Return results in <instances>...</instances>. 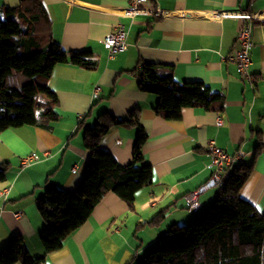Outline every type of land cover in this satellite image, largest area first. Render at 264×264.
<instances>
[{
	"label": "crops",
	"instance_id": "crops-1",
	"mask_svg": "<svg viewBox=\"0 0 264 264\" xmlns=\"http://www.w3.org/2000/svg\"><path fill=\"white\" fill-rule=\"evenodd\" d=\"M19 1L0 0V6L15 7ZM42 2L52 39L66 52L88 51L96 67L57 64L47 79L39 80L46 91L38 96L56 101L58 118L47 128L21 126L0 132V163L9 164L0 182V191L6 190L0 195V251L19 236L28 255L44 254L38 199L48 186L68 191L78 187L90 157L83 131L105 111L124 119L137 110L147 135L142 163L151 166L152 184L136 193L133 210L113 192L106 193L61 248L46 256L47 264H139L170 225L189 224L195 212L214 201L215 189L198 196V210L184 200L210 176L205 148L209 140L227 153L240 152L243 164L251 165L238 198L264 213V0H147L140 6L160 7L166 14L134 18L123 15L129 0ZM214 11L257 13L251 22L249 55L253 85L242 82L235 65L223 58L238 48L237 30L248 20L212 19L209 12ZM117 22L126 28L128 46L109 59L100 40ZM143 64L170 70L178 83L204 82L224 96L223 112L185 107L175 121L156 115L157 95L138 87ZM95 85L98 97L92 98ZM136 134L134 126L120 125L101 138L99 147L119 164L129 163ZM32 152L40 160L22 166ZM157 213L163 215L161 221L146 224Z\"/></svg>",
	"mask_w": 264,
	"mask_h": 264
},
{
	"label": "trees",
	"instance_id": "trees-1",
	"mask_svg": "<svg viewBox=\"0 0 264 264\" xmlns=\"http://www.w3.org/2000/svg\"><path fill=\"white\" fill-rule=\"evenodd\" d=\"M19 2L15 7L0 6V132L21 126L47 128L58 118L56 101L38 96L46 91L42 81L57 64L90 70L96 67L88 51L66 52L52 39L42 0ZM139 72L140 91L157 95L153 112L166 120L180 119L185 107L219 114L224 110V96L202 81L178 83L170 70L150 64H143ZM120 125L137 130L132 159L126 164H119L99 147L101 138ZM146 137L137 110L128 112L124 119L100 113L96 123L83 131L82 141L90 157L81 183L73 191L48 186L38 199L44 222L40 231L44 254L31 257L24 240L17 236L0 251V264H47L46 256L61 248L108 192L133 210L136 193L152 184L151 166L142 163ZM8 166L0 163V182L6 179ZM250 171L251 165L235 166L214 201L189 224L170 225L139 264H264V213L238 198ZM162 217L157 213L146 224L154 226Z\"/></svg>",
	"mask_w": 264,
	"mask_h": 264
},
{
	"label": "built area",
	"instance_id": "built-area-1",
	"mask_svg": "<svg viewBox=\"0 0 264 264\" xmlns=\"http://www.w3.org/2000/svg\"><path fill=\"white\" fill-rule=\"evenodd\" d=\"M147 0H129L128 6L123 9V15L134 18L138 15L143 16H164L166 12L160 7H156L154 9H146L141 7L140 5ZM253 1V0H250ZM212 19H222V18H239L248 20L245 25H243L239 30H237V45L238 48L232 54L228 56H224V60L231 62L235 65L236 70L242 80V82L247 83L249 85H253L255 81L254 75L250 72V49L252 47L251 44V34H252V20H255L257 17V13H248V12H239V13H230V12H209ZM127 33L126 28L120 22L115 23L112 30L107 33L100 40V43L106 50L107 57L109 59L113 58L117 53L122 52L127 48ZM98 85H95L92 93V98L98 97ZM221 118H217V125H221ZM120 143L119 141L117 142ZM208 155H209V168L211 173L207 181L198 186V188L185 196L186 205L192 210L200 209L201 205L198 202V196L206 191L207 189H215L217 194L221 189L222 185L225 181L230 178L232 175L231 171L237 165L243 163V156L240 152H236L233 154L227 153L222 148L217 147L216 143L213 140H209L205 146ZM46 153L41 154L43 157H46ZM36 160H40V155L32 152L22 159V166H27L32 162H36ZM75 171V169H73ZM6 190H1L0 195L5 193ZM216 194V195H217ZM19 213L15 214L18 216Z\"/></svg>",
	"mask_w": 264,
	"mask_h": 264
},
{
	"label": "rangeland",
	"instance_id": "rangeland-1",
	"mask_svg": "<svg viewBox=\"0 0 264 264\" xmlns=\"http://www.w3.org/2000/svg\"><path fill=\"white\" fill-rule=\"evenodd\" d=\"M204 211V209H202V210H200V211H197V212H195L196 214H197V216L198 215H200L201 214V212H203Z\"/></svg>",
	"mask_w": 264,
	"mask_h": 264
}]
</instances>
